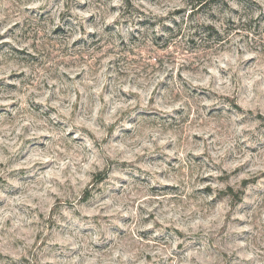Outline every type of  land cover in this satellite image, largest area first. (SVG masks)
<instances>
[{
  "label": "clouds",
  "instance_id": "9594fccd",
  "mask_svg": "<svg viewBox=\"0 0 264 264\" xmlns=\"http://www.w3.org/2000/svg\"><path fill=\"white\" fill-rule=\"evenodd\" d=\"M0 264H264V0H0Z\"/></svg>",
  "mask_w": 264,
  "mask_h": 264
}]
</instances>
